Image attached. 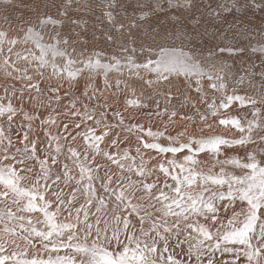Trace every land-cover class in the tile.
<instances>
[{"label":"snow or ice","instance_id":"1","mask_svg":"<svg viewBox=\"0 0 264 264\" xmlns=\"http://www.w3.org/2000/svg\"><path fill=\"white\" fill-rule=\"evenodd\" d=\"M23 7L0 28V264H264V0Z\"/></svg>","mask_w":264,"mask_h":264},{"label":"rangeland","instance_id":"2","mask_svg":"<svg viewBox=\"0 0 264 264\" xmlns=\"http://www.w3.org/2000/svg\"><path fill=\"white\" fill-rule=\"evenodd\" d=\"M29 0H11V4L18 6V7H13V6H8L5 7L2 3H0V28H7L8 23L4 20V17L7 16L8 20L12 24V30L9 31V36H14V35H19V25L22 21H27V22H34L35 20V14L29 9L23 7L24 5L28 4ZM37 0H32V3H36ZM23 12V15H20V13ZM175 12V10H173ZM163 17V16H162ZM164 18V17H163ZM89 29L91 30L93 27L100 28L101 23L98 20H95L94 18L90 17L89 18ZM105 29H107L109 26L103 25ZM118 35V34H117ZM89 36L91 37V31L89 32ZM171 43V41H169ZM179 41H176V44L179 45ZM92 44H95L96 47L98 48H104L106 47V42L104 39H101L99 42L92 41L89 44L88 51L90 52L92 50ZM80 46H77L79 49ZM258 63V61H257Z\"/></svg>","mask_w":264,"mask_h":264},{"label":"bare ground","instance_id":"3","mask_svg":"<svg viewBox=\"0 0 264 264\" xmlns=\"http://www.w3.org/2000/svg\"><path fill=\"white\" fill-rule=\"evenodd\" d=\"M174 10V9H173ZM161 19H163V17L161 16Z\"/></svg>","mask_w":264,"mask_h":264}]
</instances>
